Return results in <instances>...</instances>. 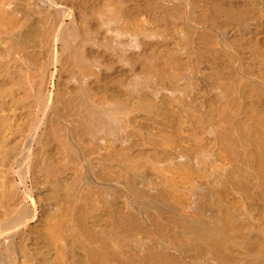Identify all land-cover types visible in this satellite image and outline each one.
I'll use <instances>...</instances> for the list:
<instances>
[{"label":"bare ground","instance_id":"1","mask_svg":"<svg viewBox=\"0 0 264 264\" xmlns=\"http://www.w3.org/2000/svg\"><path fill=\"white\" fill-rule=\"evenodd\" d=\"M0 264H264V0H0Z\"/></svg>","mask_w":264,"mask_h":264}]
</instances>
